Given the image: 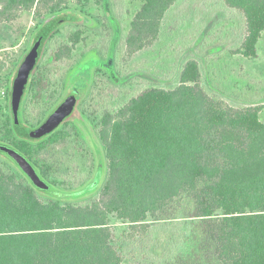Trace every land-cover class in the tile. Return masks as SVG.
Returning <instances> with one entry per match:
<instances>
[{
  "label": "trees",
  "instance_id": "1",
  "mask_svg": "<svg viewBox=\"0 0 264 264\" xmlns=\"http://www.w3.org/2000/svg\"><path fill=\"white\" fill-rule=\"evenodd\" d=\"M177 1L141 0L126 35L125 56L156 42L163 18ZM63 2L0 0V25L25 10L35 17L49 15L33 36L44 46L59 24L75 21V15L62 11ZM222 2L243 16L237 52L255 57L264 31V0ZM200 77L199 61L188 58L176 86L147 87L123 99L115 113L102 109L97 137L106 177L97 198L87 204L68 201L83 190L70 181L66 186L51 180L49 165L34 157L33 142L40 148L69 132L57 128L29 138L19 112L18 125L10 112L4 143L48 178L50 188L38 190L11 158L0 156V264H126L113 243L114 219L127 226L120 230L127 231L126 246H137L151 221L188 229L173 239L176 254L164 255L165 262L137 264H264V105H234L214 97ZM7 97L10 101V89ZM38 192L49 199L40 200Z\"/></svg>",
  "mask_w": 264,
  "mask_h": 264
},
{
  "label": "rangeland",
  "instance_id": "2",
  "mask_svg": "<svg viewBox=\"0 0 264 264\" xmlns=\"http://www.w3.org/2000/svg\"><path fill=\"white\" fill-rule=\"evenodd\" d=\"M140 6L141 0H64L62 11L75 15V21L59 24L45 41L26 85L19 116L28 130L47 117L69 87L81 91L73 115L58 128L69 134L53 142L44 141L40 148L33 142L37 150L34 157L49 165L51 180L66 186L70 181L83 190L79 197L68 199L71 203L94 201L105 181V162L97 137L102 109L115 113L123 99L147 87L176 86L178 70L186 59L197 58L200 84L210 95L234 101V105H264V31L255 57L244 58L237 52L244 32L239 11L229 9L222 0H178L163 18L156 42L127 57L123 51L126 35ZM47 17H35L25 10L0 25V143L11 127L7 96L12 76ZM224 90H229V95H223ZM260 118L264 121V107ZM54 188L59 189L58 184ZM37 196L42 201L49 199L44 192ZM114 221L113 243L126 264L165 262L164 255L176 254L173 239L188 230L178 223L151 221L143 244L126 246L122 238L127 231L120 230L127 226Z\"/></svg>",
  "mask_w": 264,
  "mask_h": 264
},
{
  "label": "water",
  "instance_id": "3",
  "mask_svg": "<svg viewBox=\"0 0 264 264\" xmlns=\"http://www.w3.org/2000/svg\"><path fill=\"white\" fill-rule=\"evenodd\" d=\"M43 49L42 38L38 37L18 65L10 87V110L15 125L19 124L18 112L29 77L36 67ZM76 105V96L71 94L61 101L36 127L27 131L29 138L38 139L53 132L68 117ZM0 152L11 158L26 175L34 187L41 191L50 188L49 183L40 176L36 167L14 147L0 143Z\"/></svg>",
  "mask_w": 264,
  "mask_h": 264
},
{
  "label": "flooded vegetation",
  "instance_id": "4",
  "mask_svg": "<svg viewBox=\"0 0 264 264\" xmlns=\"http://www.w3.org/2000/svg\"><path fill=\"white\" fill-rule=\"evenodd\" d=\"M81 92V91H80ZM80 92L77 90V89H75V88H70L69 87V91L67 92V94L65 95V96H63V98L59 101V103L61 102V101H63L67 96H69V95H71V94H74L75 96H76V106H77V104H78V99H79V94H80ZM58 103V104H59ZM57 104V105H58ZM56 105V106H57ZM55 106V107H56ZM75 109H76V107H75ZM75 111V110H74ZM74 113V112H73ZM73 113L72 114H70L68 117H66L64 120H63V122L57 127V128H59L69 117H71L72 115H73ZM56 128V129H57Z\"/></svg>",
  "mask_w": 264,
  "mask_h": 264
},
{
  "label": "crops",
  "instance_id": "5",
  "mask_svg": "<svg viewBox=\"0 0 264 264\" xmlns=\"http://www.w3.org/2000/svg\"><path fill=\"white\" fill-rule=\"evenodd\" d=\"M137 54V53H136ZM136 54H134L133 56H131V57H134ZM245 58V57H244ZM247 59V58H246Z\"/></svg>",
  "mask_w": 264,
  "mask_h": 264
}]
</instances>
